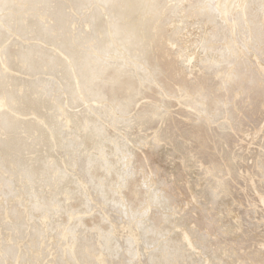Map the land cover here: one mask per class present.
<instances>
[{
    "label": "bare ground",
    "instance_id": "obj_1",
    "mask_svg": "<svg viewBox=\"0 0 264 264\" xmlns=\"http://www.w3.org/2000/svg\"><path fill=\"white\" fill-rule=\"evenodd\" d=\"M0 264H264V0H0Z\"/></svg>",
    "mask_w": 264,
    "mask_h": 264
},
{
    "label": "rangeland",
    "instance_id": "obj_2",
    "mask_svg": "<svg viewBox=\"0 0 264 264\" xmlns=\"http://www.w3.org/2000/svg\"><path fill=\"white\" fill-rule=\"evenodd\" d=\"M177 108H178V106H175V109H177ZM249 122H250V121H249ZM252 123H253V125L251 124V122H250V123H247L248 126H247V124L245 125V128H246V126H247V129L249 128V130H247V129L244 128L242 132L240 131V132H239L240 135H236V137H235V138H236V139H235L236 141H233V144H241V143H243L245 140L241 141V140L239 139V137H242V135H244V132H246V131H248V132L252 131V128H253V127H251V126L259 125V122H252ZM254 123H255V125H254ZM256 123H258V124H256ZM260 123H261V122H260ZM250 124H251V125H250ZM262 124H263V122H262ZM237 136H238V137H237ZM249 137H250V135L247 136V141H251V139H250ZM237 138H238V139H237ZM189 142H190V141H189ZM233 144H232V145H233ZM243 144H246V141H245V143H243ZM191 146H193V145L191 144ZM252 146H253V148L256 147V145L253 144V143H251V144L248 145L247 147H251V148H252ZM193 148H194V146H193ZM247 149H248V148H247ZM241 150H242V149H241ZM242 151H243V153L245 154V156H246V155H247V156L249 155V153H248L245 149L242 150ZM187 154L192 155V154H193V151H190V153H187ZM193 157H194V156H193ZM193 157H192V158H193ZM148 164H149V163H148ZM148 166H149V165H145V169H146V170L148 169ZM147 171H148V170H147ZM183 177L185 178V180H183ZM183 177H181V178H182V179H181V182H180V179L177 180L178 182L176 181L177 185L181 187L180 192H178V193H179L178 196H182V197H178V196H177V197L179 198V200H178L179 202L177 203V206H176L177 209L181 208L182 206H183V207H186L185 202H187V200H190L191 197H190L189 195H192V191L190 190V188L188 189V184H187V181H186V178H187V177H186V176H183ZM182 183H184V186L187 185L186 188L183 187V184H182ZM177 185H175V186L178 187ZM180 187H179V188H180ZM179 188H178V189H179ZM183 189H185V190H187V191H185V190H183ZM182 190L185 191V193L189 191V192H188V193H189L188 195H187V193H186V195L189 196V197H187L186 195H184V197H183V194H184V193H182V192H183ZM181 191H182V192H181ZM248 194H249V196L251 195L252 197H253V196L255 197V195H256V193H255V192L253 193L252 191H251V192H248ZM248 194H247V195H248ZM254 194H255V195H254ZM247 195H243V196H245L244 199H241V200H243V202H246V200H250V199L252 198L251 196L249 197V196H247ZM185 196H186L188 199L185 198ZM243 196H241V197H243ZM180 198H182V200H180ZM185 199H186V200H185ZM245 199H246V200H245ZM180 202H182V203H180ZM183 202H184V203H183ZM180 204H181V206H180ZM189 214H190V215H189V218L191 217L189 220H191L193 217L195 218L196 215H197L196 213H194V212L191 211V210H190ZM192 215H193V217H192Z\"/></svg>",
    "mask_w": 264,
    "mask_h": 264
}]
</instances>
